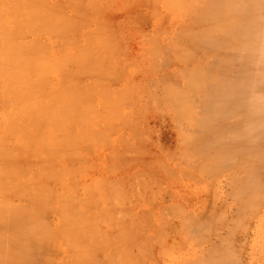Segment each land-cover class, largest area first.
I'll list each match as a JSON object with an SVG mask.
<instances>
[{
  "label": "rangeland",
  "instance_id": "1",
  "mask_svg": "<svg viewBox=\"0 0 264 264\" xmlns=\"http://www.w3.org/2000/svg\"><path fill=\"white\" fill-rule=\"evenodd\" d=\"M8 1L12 15L38 14L22 37L48 44L11 56L7 86L0 85V206L7 207L0 264H41L40 253L53 264H264V199L256 211L246 202L243 210L240 190L246 193L236 183L238 174L247 186L240 170L248 161L229 164L231 151L226 160L213 145L188 147L191 115L181 116L167 97L184 96L186 86L176 60L183 52L173 57L169 39L175 11L167 0ZM55 195L81 215L80 229H46L53 240L43 253L26 239L42 229L11 225L28 212L39 217L40 204ZM29 249L34 260L23 261Z\"/></svg>",
  "mask_w": 264,
  "mask_h": 264
},
{
  "label": "bare ground",
  "instance_id": "2",
  "mask_svg": "<svg viewBox=\"0 0 264 264\" xmlns=\"http://www.w3.org/2000/svg\"><path fill=\"white\" fill-rule=\"evenodd\" d=\"M11 1L12 3H14V1L18 2V0ZM167 2L175 11V17H171L170 19L171 28L173 29H171L172 36L169 38L171 43L175 46V48L172 47V50L175 49L173 57L175 54L183 52V58L176 60L182 65L181 67L183 69L181 71L178 69L180 71L178 75H181L180 78H182L179 79V82L182 80L184 82L182 83L183 86L186 85L185 88L179 86L181 84L178 85V83L177 86H175L180 87V90H183L181 87L184 88V96L182 94L176 96L177 94H174V91H170L167 97H169V101L174 104H172V106H175L178 110H183L184 115L183 113L181 115V112L179 113L181 116H185L186 118L191 115L190 119L189 117L185 119L187 124H189L188 126H186V122H182L186 124H184V127L188 128L190 131V138L187 140V145L188 147L190 145V147L196 148L197 151H200L199 149H201V151L208 149L209 151V147L213 145L210 149L212 152L215 151L214 153L218 157L226 159L225 157L233 155L230 162L227 161V163L232 165H236L232 163L236 159L239 163L248 161V165L244 164V167L246 166L245 168L242 167L241 170L237 169L245 173L246 187L243 185V183H245L243 182L244 177L241 176L240 178L237 172L234 171L235 169L233 171L238 176V178H236V183L241 186L246 193H244V198L242 196L243 190H240L242 193V195L240 194L241 201L244 203L242 207L243 210L248 206V209L250 207L254 208L256 211L259 209L260 203L263 201L262 199H264V0H167ZM0 3V70H2L0 72V85L7 86V78L10 75L8 70L11 68L9 64L10 57L15 54H27V48H31L29 50H31L33 54L39 52V49H41L40 44L43 42V45H46L47 42H44L42 40L43 38L32 40L22 37V26L31 24L32 22L35 23L34 20L38 17V14L30 18L28 16L21 17V15H12L10 13L13 12H9V8H11L9 1L0 0ZM13 7L16 8V6ZM17 8L22 9L19 13H25V7L22 5H18ZM172 25L174 26L172 27ZM83 33L85 35V32ZM14 38H18L15 45L11 40ZM47 40L49 44L57 45V39L47 38ZM169 63H171V61ZM161 64H165V61ZM172 65L173 67H180L174 66V64ZM161 66L163 65H160V70L162 68ZM37 68H35V70ZM170 71L172 72V70ZM174 71L176 72V68ZM183 71L184 73L180 74ZM35 72H37V70ZM35 72L34 75L36 74ZM166 72L172 74L171 72ZM175 72L173 73L175 74ZM16 73L17 72L14 70V74ZM37 74V76L40 75L39 70ZM170 74L167 76L166 74L164 76L161 75V78L163 79L165 77V80H173L176 78V74H172L173 79ZM34 75L33 77L36 78V75ZM174 81H178V79ZM167 82L168 81H166V83ZM163 83H165V81ZM167 84L170 83L168 82ZM176 91L178 93L179 90L176 88ZM8 94L9 93L5 94L6 102ZM179 95L181 97H179ZM55 100L58 99L55 98ZM186 102H188V104H186ZM184 103L187 111L183 109ZM192 105H194L197 111L192 109ZM188 106L189 108H187ZM181 119L182 117L180 120ZM187 145L185 148H188ZM214 145L218 146L216 148L219 150L214 149ZM191 149L187 151L190 152ZM229 150L231 151V153L229 152L230 154L227 153ZM226 154H229V156H225ZM4 155L6 156V154ZM203 161H205V159ZM238 161L235 163L238 164ZM197 163L199 162L195 164ZM230 172H232V170ZM206 173L207 172H205L204 175ZM246 175L248 177H246ZM231 176L228 177L231 178ZM256 179L259 180L257 181L258 183ZM251 183H253L255 187H249L248 185H253ZM208 188L209 187H207V189ZM207 194L209 195V193ZM55 196L56 199L53 201L40 204L42 205L40 206L42 213H40L39 217H37L39 213H37L38 215L33 213V215H35L34 217L31 212V215H29L28 212L25 214L24 218H21L20 221L16 219L11 225V229H25V227L26 229H42L39 230V236L26 233V239L28 237L31 238L34 245H37L39 251L43 253H45L44 250L48 248V243H52L51 240H53L51 239L52 233L46 229H80L78 219H81V215L75 210H67L63 204L59 203L58 195ZM242 198L244 199L242 200ZM258 200L262 201L259 202ZM257 201L259 204L256 203ZM239 204L241 205V203ZM255 205H257L258 208ZM6 208L3 209V207L0 206V215H2V218L0 217V229H7ZM242 208L240 214L242 213L243 216L246 212L242 211ZM248 209L246 208V210ZM38 210H40L39 207L37 208V212H41ZM49 211L55 215V217H52L55 218V220L51 221L52 228H50L49 222H46V215ZM31 218L33 220H31ZM196 218L198 220V217ZM261 220L264 223L263 219ZM242 221H244V219H242L241 222ZM119 225L121 226V224ZM44 236H48L50 240H45ZM4 237H0V243L5 239L7 241V234H4ZM41 255L42 253H40V258H43L40 260L41 264H53L51 255ZM220 255L222 256V254ZM220 255L218 254V257ZM226 256L225 258H228L230 255L226 254ZM218 257L217 260L219 261ZM26 260L31 262L34 260L32 250L30 249L23 257V261ZM231 261L232 260L229 259L227 263L229 262L228 264H230ZM214 262H216L215 264H222V261ZM214 262L211 261L212 264H214Z\"/></svg>",
  "mask_w": 264,
  "mask_h": 264
}]
</instances>
